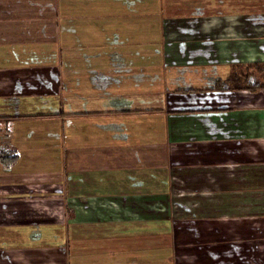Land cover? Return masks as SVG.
<instances>
[{
	"label": "crops",
	"instance_id": "0c3cea01",
	"mask_svg": "<svg viewBox=\"0 0 264 264\" xmlns=\"http://www.w3.org/2000/svg\"><path fill=\"white\" fill-rule=\"evenodd\" d=\"M254 61L264 0H0V264H264Z\"/></svg>",
	"mask_w": 264,
	"mask_h": 264
},
{
	"label": "trees",
	"instance_id": "16d2710c",
	"mask_svg": "<svg viewBox=\"0 0 264 264\" xmlns=\"http://www.w3.org/2000/svg\"><path fill=\"white\" fill-rule=\"evenodd\" d=\"M217 90L247 89L255 90L264 88V62H243L231 65V69L225 78L218 79L212 87ZM17 157L13 148H3L1 158L9 162Z\"/></svg>",
	"mask_w": 264,
	"mask_h": 264
},
{
	"label": "rangeland",
	"instance_id": "374dc122",
	"mask_svg": "<svg viewBox=\"0 0 264 264\" xmlns=\"http://www.w3.org/2000/svg\"><path fill=\"white\" fill-rule=\"evenodd\" d=\"M154 19V18H153ZM155 21L157 22V19H155ZM152 27L154 28V29H156V23H153L152 24ZM153 29V30H154ZM148 44H149V42H148ZM149 55L150 54H148V60H150V57H149ZM153 55L155 56V57H157V55H155L154 53H153ZM155 66V65H154ZM153 66V67H154ZM154 85L156 84L155 82H152ZM149 91V90H148ZM147 125L149 126V125H151V126H153V127H155V129H159V127H160V122L158 121V120H156V119H154L153 117H148V120H147ZM69 139V138H68Z\"/></svg>",
	"mask_w": 264,
	"mask_h": 264
}]
</instances>
